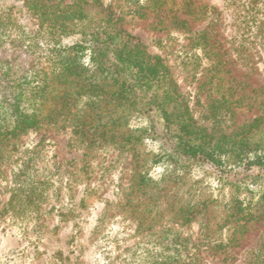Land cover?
I'll return each instance as SVG.
<instances>
[{
  "label": "trees",
  "instance_id": "1",
  "mask_svg": "<svg viewBox=\"0 0 264 264\" xmlns=\"http://www.w3.org/2000/svg\"><path fill=\"white\" fill-rule=\"evenodd\" d=\"M131 1L157 15L165 5ZM191 6L195 19L198 11L219 15L216 8ZM245 15L243 45H260V31L253 30L259 19ZM173 28L190 32L186 19ZM241 106L223 93L205 116L212 125L200 123L164 58L126 31L103 0H0V169L13 140L52 122L71 129L86 148L131 152L134 194L152 198L167 182L187 185L179 224L217 209L214 223L205 224L217 237L204 233L203 240L215 249L234 247L248 224L264 219V117L230 129ZM13 182L10 211L37 212L46 182L31 160ZM155 234L144 253L129 250L130 264H193L190 238L171 228Z\"/></svg>",
  "mask_w": 264,
  "mask_h": 264
},
{
  "label": "rangeland",
  "instance_id": "2",
  "mask_svg": "<svg viewBox=\"0 0 264 264\" xmlns=\"http://www.w3.org/2000/svg\"><path fill=\"white\" fill-rule=\"evenodd\" d=\"M103 1L126 31L164 58L200 123L212 125L205 116L223 93L242 102L230 129L264 117V0H165L161 15L131 0ZM189 3L197 10L216 8L219 15L198 11L201 18L195 19ZM246 13L259 19L253 30L260 31V45H243ZM183 19L190 32L179 34L173 25ZM12 143L0 169V264H130V249L144 253L156 232L170 228L191 239L193 264H261L263 218L248 224L236 246L212 248L203 234L217 237L205 224L214 223L218 210L181 226L177 209L187 197V185L167 182L152 198L132 193L131 152L86 148L71 129L48 121ZM27 160L46 190L37 212L17 214L8 204L15 173Z\"/></svg>",
  "mask_w": 264,
  "mask_h": 264
}]
</instances>
